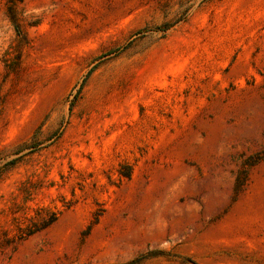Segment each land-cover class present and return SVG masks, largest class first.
<instances>
[{
	"label": "rangeland",
	"instance_id": "374dc122",
	"mask_svg": "<svg viewBox=\"0 0 264 264\" xmlns=\"http://www.w3.org/2000/svg\"><path fill=\"white\" fill-rule=\"evenodd\" d=\"M0 264H264V0H0Z\"/></svg>",
	"mask_w": 264,
	"mask_h": 264
},
{
	"label": "trees",
	"instance_id": "16d2710c",
	"mask_svg": "<svg viewBox=\"0 0 264 264\" xmlns=\"http://www.w3.org/2000/svg\"><path fill=\"white\" fill-rule=\"evenodd\" d=\"M12 21L14 23H16V20L12 17ZM58 215L56 212H51L48 216V218H46L43 222V227L50 225L51 223H53L56 219H57Z\"/></svg>",
	"mask_w": 264,
	"mask_h": 264
}]
</instances>
